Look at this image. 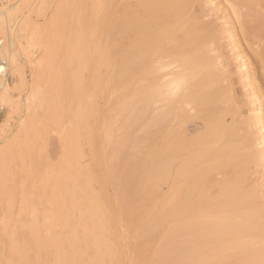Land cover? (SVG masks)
<instances>
[{
	"label": "bare ground",
	"instance_id": "obj_1",
	"mask_svg": "<svg viewBox=\"0 0 264 264\" xmlns=\"http://www.w3.org/2000/svg\"><path fill=\"white\" fill-rule=\"evenodd\" d=\"M212 1L208 10L200 0H56L36 33L48 51L43 122L28 114L0 150L7 221L19 200L18 171H32L22 185V222L0 225V264H125L123 217L145 247L128 264H264V203L244 186L257 156L252 135L262 130L264 139V0ZM6 12L4 55L21 77ZM8 77L2 102H13ZM237 85L254 95L257 130L237 121L246 104ZM112 92L116 111L100 108L98 98ZM65 119L62 156L39 175L42 131L49 137ZM82 139L92 165L81 162ZM137 144L144 152L131 156L127 148Z\"/></svg>",
	"mask_w": 264,
	"mask_h": 264
},
{
	"label": "rangeland",
	"instance_id": "obj_2",
	"mask_svg": "<svg viewBox=\"0 0 264 264\" xmlns=\"http://www.w3.org/2000/svg\"><path fill=\"white\" fill-rule=\"evenodd\" d=\"M200 1H201L200 2L201 6H203V8H206L208 10L209 8H211V6L214 5V1L212 0H200ZM55 2L56 0H53V1L52 0H4V1L0 0V11L2 10V8L7 10V12L4 15L6 16L5 17L6 27L9 33L10 32L13 33L12 34L13 44L16 47L17 51L19 52L18 62L20 66V74H22V76L20 77L19 73H18L19 75L18 76V75L11 74L10 70L8 72L9 73L8 80L11 86L15 85L14 86L15 89L13 88L14 90H12V101L13 102H2L0 100V150L7 148L9 145H11L15 141L16 137L20 135V132L22 131L23 127H25L26 124L28 123L29 121L28 117L30 119L35 115V117L39 120V123L43 122L44 108L41 104V99L46 93L47 82L44 81L45 79L43 78L42 75H43L44 70H46L45 68L47 67V64H48L47 59H46L48 55V51L46 47H44V45L39 41L40 39L39 37L36 36L37 35L36 33H37V28L42 27L46 23V21L52 16L55 10V4H56ZM5 39L7 38L5 37ZM35 39H38V40H35ZM222 43H223L222 45H225L226 40L223 39ZM226 47H225L226 50L228 49L229 51H232V49L230 50L229 47L227 48ZM243 69H244V66H242L241 64L233 68L236 80L238 82H242L244 80L239 77L240 74L243 73ZM39 71L41 72L39 73ZM237 86L239 87L237 91L238 98L243 102L242 103L243 105L246 102V104L242 106L243 113L239 116L238 118L239 120L237 119V121H241V122L246 121L244 123L246 126H248L249 129H252V131L254 129L257 130L260 126L257 125L259 124L258 119H255L254 116H257L260 112L256 111L257 104L255 102L249 103V100L252 101L254 99V97H252L254 95H251V96L248 95V92L246 90L248 87H244L243 85L241 86L237 85ZM33 94H35L34 97H33ZM30 95L32 98H30ZM38 95L40 97H38ZM101 99L102 98H98L97 100L98 106L100 108L110 107L112 109H115L116 111V107H117L116 104L118 105V100H119L118 92L116 93L112 92L111 94H109L108 98L102 99V100ZM34 104H36L37 106L36 105L34 106ZM254 105H255V108H254ZM112 106H114V108ZM26 107H28L29 109L27 110ZM30 108H31V111H30ZM21 123L22 125H24L23 127ZM69 129H70V123L67 119H65L64 122H62L61 124L52 125V127L51 126L49 127V133H48L49 137H46L47 135L42 131L44 139L42 137L43 140L41 139L40 142L45 147V150H43L42 152L35 151L34 153V156L37 157L41 162L40 171H37L39 175H43L47 173L48 172L47 166L50 163L54 165L61 158L62 152H63V145H62L63 143L61 140L62 135L63 133H66ZM259 132H256L257 133V134L255 133L256 135H252L254 138H257L255 140L253 138L251 141L254 145L252 146V149H253L252 151L254 154L256 152L255 155L257 156L254 161L250 162L249 169L246 172V180H245L244 186H245V189L253 192L254 196L256 197V200H258L259 203L260 202L264 203V139L258 138L261 136L262 130H260ZM138 134L140 133L138 132ZM117 135L120 136L121 132L120 131L117 132ZM41 143L39 144L41 145ZM80 144L82 146V152H83V158L81 160L82 164L92 165L93 158H91L92 155L90 154L89 146L86 143L85 139H82L80 141ZM127 149H130L129 150L130 153L131 152L133 153L131 154V156H134L136 154H141L142 152H144L142 144L130 145ZM97 171H98V168H95V172ZM31 173L32 171H18V174H17L18 183L17 184L19 186L20 191L18 194L19 200L16 202V206H15V214H14L13 220H10V221L6 220V204H4L7 201L6 198H3L0 200V205H1L0 206V217H1L0 225H3L6 223L10 227V229H13L16 226H19L20 223L22 222V220H18L19 219L18 215L20 213V200H21L20 196L23 194L22 185H23V181L25 180V178ZM106 189H107L106 190L107 196H112L114 194L115 189L112 186H107ZM167 189H168V186L164 185L163 190L167 191ZM24 216H22L21 218L23 219ZM118 220L119 221L117 223V228L121 234L119 241H120L121 250H122L119 256L120 258H122V262H124L125 264H128L129 261L134 257L136 249L141 248V247L145 248V247H144L143 241H141L137 233H135L130 228L129 220L124 217L121 219L119 218ZM260 224H263L261 225L262 226L261 229H263L264 221L259 223V225ZM56 228L61 229V225L58 224ZM166 232L167 230L164 229L161 233L164 234ZM6 240L7 238L3 233L1 236L0 244H3ZM156 242L157 240H155L154 244L151 245V249L154 250L156 248L158 244ZM255 242L257 245L258 242L257 241ZM260 246H261L260 244L257 245V247H260ZM5 258H8V256L4 255L2 260Z\"/></svg>",
	"mask_w": 264,
	"mask_h": 264
},
{
	"label": "built area",
	"instance_id": "obj_3",
	"mask_svg": "<svg viewBox=\"0 0 264 264\" xmlns=\"http://www.w3.org/2000/svg\"><path fill=\"white\" fill-rule=\"evenodd\" d=\"M5 40L0 36V89L2 80L8 77V63L7 58L4 55Z\"/></svg>",
	"mask_w": 264,
	"mask_h": 264
}]
</instances>
